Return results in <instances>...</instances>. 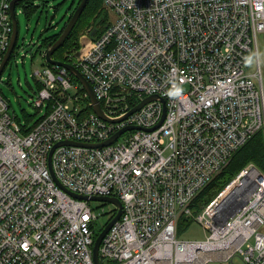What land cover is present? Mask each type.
<instances>
[{
	"label": "built area",
	"instance_id": "obj_1",
	"mask_svg": "<svg viewBox=\"0 0 264 264\" xmlns=\"http://www.w3.org/2000/svg\"><path fill=\"white\" fill-rule=\"evenodd\" d=\"M10 3L0 0V63ZM102 4L115 17L96 37H81L74 65L110 119L157 98L106 120L85 111L88 95L65 67L42 64L32 103L44 116L22 133L0 91V264H94L97 215L91 199L68 191L122 203L99 245L100 264H264V173L255 164L195 202L235 150L264 135V0ZM160 98L164 118L148 129L162 116ZM124 125L139 128L103 146L55 147L51 168L65 189L56 183L48 164L56 142H101ZM181 217L205 237L179 238Z\"/></svg>",
	"mask_w": 264,
	"mask_h": 264
},
{
	"label": "rangeland",
	"instance_id": "obj_2",
	"mask_svg": "<svg viewBox=\"0 0 264 264\" xmlns=\"http://www.w3.org/2000/svg\"><path fill=\"white\" fill-rule=\"evenodd\" d=\"M77 2L78 0H45L44 2L33 0L36 7L28 12L24 11L21 4L16 6L18 34L12 55L0 75V91L8 103L10 114L16 115V118L19 117L21 122L25 121L27 114H33V119L44 114V109L37 110L32 103L34 92L37 89V77L34 72L41 69L44 64L42 57L44 45L41 46V50L38 47L44 38L61 31L73 13ZM107 11L110 19L115 17L111 8L108 7ZM51 16V22L48 24ZM94 19L95 13H88L81 21L83 29L80 31L79 38L90 33ZM259 43L261 39L258 42V49L264 79V48ZM70 92L74 93V89H70ZM89 203L97 215L95 228L100 229L109 219L114 204L101 200H90ZM178 237L181 239L204 238L205 230L198 222L193 221L188 226L178 229ZM234 260L238 264L241 263L238 257Z\"/></svg>",
	"mask_w": 264,
	"mask_h": 264
},
{
	"label": "trees",
	"instance_id": "obj_3",
	"mask_svg": "<svg viewBox=\"0 0 264 264\" xmlns=\"http://www.w3.org/2000/svg\"><path fill=\"white\" fill-rule=\"evenodd\" d=\"M44 1L45 0H43V2ZM79 2L80 0H78L77 5ZM18 4H21L24 11L26 12L31 11L32 8L36 7L33 3V0H21L18 2ZM102 5V0H87L86 5L83 8L75 26L71 30L66 40L62 43V45L59 46L52 53V58L74 64L75 53L79 50L81 46L79 34L83 28L80 23L85 18V16L88 13H95V19L91 23L93 24V28L90 30L89 33L90 38H94L99 35L104 30V28L110 23L108 11L106 8H103ZM61 31L53 34L50 37L44 38L42 44L39 45L38 49L41 50V46L43 45L44 50L48 48L56 40ZM72 78L75 82L79 83V81L74 76H72ZM36 82L37 89L35 90V92H37L41 87V84L38 81ZM79 90L82 92L84 91V88L80 86ZM85 101L88 103V98H86ZM91 110H93L92 106L87 104L85 111L90 112ZM46 112H48V110ZM43 116L44 115H40L33 119V114H27L25 121H23L22 123L19 117L16 118V115L14 116V118L17 122L21 123V132L27 133ZM250 162L255 164L264 173V135L262 131L256 132L246 141V143H244L241 147L235 150V152L232 154L230 160L225 164V166L222 167V169L217 172L215 176L209 181L210 184L208 183L209 185L207 184L205 186L206 188L204 187L201 190L202 192H199L200 195L198 193V197L196 198L195 202H208L214 196V194L225 185V183H227L241 168H243L246 164ZM115 210V208L112 209V215L115 214ZM180 220L178 224V229H180V227H186L190 224V221L185 219L184 217H181ZM93 229L95 239L101 228L96 229L94 224Z\"/></svg>",
	"mask_w": 264,
	"mask_h": 264
},
{
	"label": "water",
	"instance_id": "obj_4",
	"mask_svg": "<svg viewBox=\"0 0 264 264\" xmlns=\"http://www.w3.org/2000/svg\"><path fill=\"white\" fill-rule=\"evenodd\" d=\"M17 1H21V0H11L10 3V16H11V20H12V34H11V38H10V44L1 60L0 63V75L1 72L3 70L4 65L7 63L8 59L10 58L13 48L15 46L16 43V39H17V34H18V20H17V16L15 13V6H16V2ZM87 0H80V2L78 3V5L76 6V8L74 9L73 13L71 14L70 18L68 19L67 23L65 24V26L63 27L61 33L59 34V36L56 38V40L46 49L45 51V60L49 63V64H55V65H60L65 67L81 84V86L85 89L88 98L90 100V103L92 105V109L94 110V112L96 114H98L100 117L106 119V120H112V121H120L121 119H123L124 117H126L127 115H129L130 113L134 112L135 110L139 109L144 103H146L149 100L155 99L157 98L156 95H149L147 97H145L144 99H142L138 104H136L135 106H133L130 110H128V112L120 118H114V119H110L103 111L100 102L98 101V99L96 98L93 89L91 87L90 82L84 77V75L81 73V71L73 64L70 62H66V61H61V60H56L54 58H52V53L59 47L62 45V43L66 40V38L68 37V35L70 34L71 30L73 29V27L75 26L83 8L86 5ZM52 19V16L49 17L48 20V24H50ZM82 41V38H81ZM79 51L80 49L75 53L76 56L79 55ZM161 101L163 102V111H162V116L160 118V120L158 121V123L152 127H149L148 129H153L155 127H157L161 121L164 118L165 115V104H164V99L160 98ZM132 128H139V126H134V125H124L122 127H120L117 131H115L108 139L101 141V142H80V141H75V140H62L59 142H56L52 148V150L49 153V159H48V164H49V168L51 171V174L54 178V180L56 181V183L61 186L63 189H65L62 184L59 182V180L55 177L52 168H51V153L53 151V149L55 147H57L58 145H62V144H73V145H79V146H86V147H97V146H103V145H107L112 143L114 140H116L124 131L128 130V129H132ZM68 191V190H67ZM72 196H75L77 198H81V199H91V200H101V201H106V202H110L113 203L116 207V212L115 214L109 218L107 220V222L103 225V227L101 228V230L98 232L97 236L94 239L93 245H92V258L94 261V264H100L99 261V254H98V250H99V245L101 243V240L103 238V236L105 235V233L107 232V230L109 229V227L120 217L121 213H122V203L120 201V199L116 196H86V195H80L74 192H70L68 191Z\"/></svg>",
	"mask_w": 264,
	"mask_h": 264
},
{
	"label": "crops",
	"instance_id": "obj_5",
	"mask_svg": "<svg viewBox=\"0 0 264 264\" xmlns=\"http://www.w3.org/2000/svg\"><path fill=\"white\" fill-rule=\"evenodd\" d=\"M259 36L260 37H258V42H260V39H261V43H259V44L261 45V47L264 48V31ZM258 48H259V46H258ZM258 51H259V49H258ZM260 68L262 70L261 64H260ZM261 73L263 74V71H261ZM262 85H263V89H264V79H263V76H262Z\"/></svg>",
	"mask_w": 264,
	"mask_h": 264
},
{
	"label": "bare ground",
	"instance_id": "obj_6",
	"mask_svg": "<svg viewBox=\"0 0 264 264\" xmlns=\"http://www.w3.org/2000/svg\"><path fill=\"white\" fill-rule=\"evenodd\" d=\"M213 180H214V179H213ZM213 180H212V181H213ZM212 181H211V182H212ZM209 184H210V183H209ZM209 184H208V185H209ZM205 188H206V187H205ZM201 192H202V191H201ZM214 192H215V191H214ZM213 194H214V193H213ZM199 195H200V193H199ZM197 197H198V196H197ZM197 197H196V198H197ZM195 200H196V199H195ZM180 221H181V220H180ZM182 221H183V219H182ZM96 223H97V222H96ZM185 225H186V224H185ZM182 228H183V227H182ZM97 231H98V230H97Z\"/></svg>",
	"mask_w": 264,
	"mask_h": 264
}]
</instances>
